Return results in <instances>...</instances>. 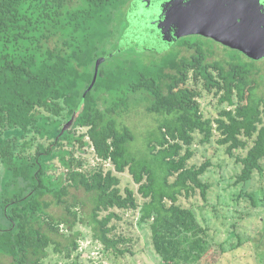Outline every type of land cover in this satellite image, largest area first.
<instances>
[{
    "label": "trees",
    "instance_id": "16d2710c",
    "mask_svg": "<svg viewBox=\"0 0 264 264\" xmlns=\"http://www.w3.org/2000/svg\"><path fill=\"white\" fill-rule=\"evenodd\" d=\"M128 2L0 0V256L10 264H45L52 246L69 259L82 236L78 223L105 250L123 254L116 246L121 238L109 235L114 226L108 223L117 215L99 218L113 208L139 209L163 264H196L208 255L206 230L179 202L196 190L205 199L210 187L202 180L210 162L188 165L195 134L202 143L217 134V143L236 156L241 165L236 183H248L264 170V97L256 94L254 77L259 68L238 56L251 58L222 44L232 51L228 61H210L212 49L196 36L162 44L147 26L136 25ZM180 47L192 52L181 55ZM144 50L158 56L143 61ZM102 57L107 58L91 85ZM200 84L232 108L205 117ZM131 99L146 100V111L159 115L140 151L131 149L134 132L114 117L130 109ZM86 146L101 166L86 170L75 157ZM238 150L245 153L235 154ZM54 158L62 166L57 175ZM106 162L118 173L129 172L141 204L132 189L119 188L113 170L103 171ZM70 188L87 195L89 220L75 209L84 198L73 194L74 202L68 200ZM52 201L65 212L53 216ZM57 236H65L66 244Z\"/></svg>",
    "mask_w": 264,
    "mask_h": 264
},
{
    "label": "rangeland",
    "instance_id": "374dc122",
    "mask_svg": "<svg viewBox=\"0 0 264 264\" xmlns=\"http://www.w3.org/2000/svg\"><path fill=\"white\" fill-rule=\"evenodd\" d=\"M131 2L132 0H129L125 7L126 9ZM126 9H124L125 14ZM134 22L136 23L137 20ZM193 36H196V39L212 49V54L208 57L210 61L217 59L223 62L228 61L227 57L232 54L230 48L199 35L184 37ZM150 39L153 41L152 38ZM177 49L181 55H189L192 52V50H186L183 47ZM129 53L131 52L128 50L126 54ZM156 56L158 54L149 50H144V53L140 54V58L143 61H149ZM238 57H240V60L259 68L254 76L258 83L256 94L264 97V58L254 61L252 58L250 60L243 55ZM197 90L202 92L198 101L205 117L217 118L221 109L232 108V106L227 104L220 105L218 97L213 93H207L201 84L197 87ZM147 103L146 100L138 99L136 101L131 99L130 109L126 113L114 115L119 124L129 127L134 132L136 140L131 144L133 151L143 149L146 134L154 130L158 124L159 115L148 113L145 109ZM99 105L102 109L107 107L103 100L99 101ZM83 130L77 129V133ZM217 138L218 135L216 134L209 142L202 143L200 142L201 136L195 134V142L192 146L194 155L188 162L189 166H198L205 161L210 162L206 172L202 175V180L210 186L207 190L206 198L203 199L199 190H196V193L189 197L181 196L179 199L183 206L193 210L198 223L206 230V238L209 241L208 255H204L196 264H264V170L262 173L255 172L252 180L248 183H236V176L240 172L241 165L236 162V156H229L226 153V147L217 143ZM77 146L78 143H76ZM84 150V152L75 151L74 155L85 162L86 170L101 166L100 161L95 158L91 148L86 146ZM239 153L244 154L245 151L238 150L235 154ZM53 162L55 166L53 173L57 175L62 171V166L57 158H54ZM262 164L264 168V159ZM102 167L103 171L113 170L109 162L104 163ZM113 174L120 179L119 188L122 191L125 188L132 189L139 204H141L143 198L137 191L138 185L133 182L129 172L118 173L113 170ZM73 194H76L80 200L84 198L85 204L79 203L75 209L81 214L83 212L86 215L83 218L89 220L91 205L86 203L87 195L84 191H76L70 188V195L68 196L70 202H74L72 199ZM48 210L53 216L61 215L65 212L63 208L55 204V201H52ZM109 212H114L117 215V217H112L108 223V226H114V230L109 235L117 240L121 238L116 246L123 251L126 250L123 254H118L112 248L105 250L103 244L93 238L90 228L78 223L76 229L82 233V236L77 239V250L67 259L63 255L55 253L53 251L54 246H52L44 263L163 264L161 257L154 250L149 224L139 221V209L113 208L99 212V218H103ZM62 232L66 235L69 234L66 230ZM55 238L64 245L66 244L65 236H57ZM0 264H10V259L0 256Z\"/></svg>",
    "mask_w": 264,
    "mask_h": 264
},
{
    "label": "water",
    "instance_id": "95a60500",
    "mask_svg": "<svg viewBox=\"0 0 264 264\" xmlns=\"http://www.w3.org/2000/svg\"><path fill=\"white\" fill-rule=\"evenodd\" d=\"M132 9L136 25L147 26L150 37L162 44L200 35L252 59L264 58V0H133ZM106 58L97 60L91 85ZM81 104L63 130L71 126Z\"/></svg>",
    "mask_w": 264,
    "mask_h": 264
}]
</instances>
